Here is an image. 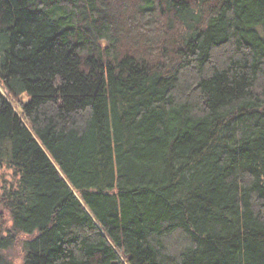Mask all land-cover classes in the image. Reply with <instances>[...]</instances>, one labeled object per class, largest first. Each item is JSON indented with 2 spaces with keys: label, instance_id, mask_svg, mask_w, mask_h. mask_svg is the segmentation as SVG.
<instances>
[{
  "label": "trees",
  "instance_id": "obj_1",
  "mask_svg": "<svg viewBox=\"0 0 264 264\" xmlns=\"http://www.w3.org/2000/svg\"><path fill=\"white\" fill-rule=\"evenodd\" d=\"M0 264H264V0H0Z\"/></svg>",
  "mask_w": 264,
  "mask_h": 264
},
{
  "label": "rangeland",
  "instance_id": "obj_2",
  "mask_svg": "<svg viewBox=\"0 0 264 264\" xmlns=\"http://www.w3.org/2000/svg\"><path fill=\"white\" fill-rule=\"evenodd\" d=\"M18 252V251H17ZM19 253V252H18ZM15 254V251H13V253H12V256L11 257H15L14 259H13V261L14 260H16V258H18V255H14Z\"/></svg>",
  "mask_w": 264,
  "mask_h": 264
}]
</instances>
